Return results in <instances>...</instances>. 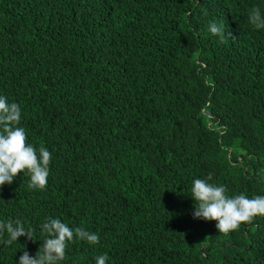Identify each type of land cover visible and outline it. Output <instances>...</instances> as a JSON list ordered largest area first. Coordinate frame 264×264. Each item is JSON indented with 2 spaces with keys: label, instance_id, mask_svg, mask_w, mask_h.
Segmentation results:
<instances>
[{
  "label": "trees",
  "instance_id": "obj_1",
  "mask_svg": "<svg viewBox=\"0 0 264 264\" xmlns=\"http://www.w3.org/2000/svg\"><path fill=\"white\" fill-rule=\"evenodd\" d=\"M264 0H0V96L26 142L51 153L0 186V221L33 231L0 264L35 255L59 218L99 235L60 264H264V217L219 233L194 220L192 181L264 196ZM223 21V42L208 32Z\"/></svg>",
  "mask_w": 264,
  "mask_h": 264
},
{
  "label": "clouds",
  "instance_id": "obj_2",
  "mask_svg": "<svg viewBox=\"0 0 264 264\" xmlns=\"http://www.w3.org/2000/svg\"><path fill=\"white\" fill-rule=\"evenodd\" d=\"M248 22L256 29L264 28V13L259 7H252L248 13ZM207 30L218 36L223 42L232 38V33L225 35L227 27L223 21L212 20ZM21 107L8 102L6 96H0V186L11 185L18 173L27 170L28 188L42 190L49 176L51 153L40 146L38 149L26 142V131L20 126ZM212 175L206 179L192 181L190 198L195 202L192 217L194 220L216 221L219 233L236 230L242 223H248L255 217H264V196L249 198L241 193L235 196L226 195L227 188L223 185L209 183ZM45 235L35 255L23 251L18 264H60L66 254L69 242L83 241L89 245L99 243L96 232L86 230L83 226L70 228L59 218H46L40 225ZM7 235L3 242L11 245L20 237L32 239L33 231L26 229L20 219L0 221V237ZM95 264H106L109 257L100 254Z\"/></svg>",
  "mask_w": 264,
  "mask_h": 264
}]
</instances>
